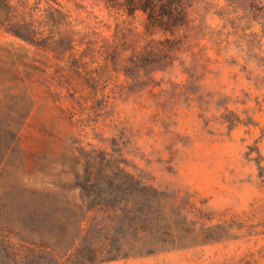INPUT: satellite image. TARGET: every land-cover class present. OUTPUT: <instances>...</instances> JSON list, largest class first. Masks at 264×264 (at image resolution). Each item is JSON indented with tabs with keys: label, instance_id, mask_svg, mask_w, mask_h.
I'll return each mask as SVG.
<instances>
[{
	"label": "rangeland",
	"instance_id": "1",
	"mask_svg": "<svg viewBox=\"0 0 264 264\" xmlns=\"http://www.w3.org/2000/svg\"><path fill=\"white\" fill-rule=\"evenodd\" d=\"M47 2L11 0L12 16L34 21ZM226 3L196 2L202 27L174 65L115 98L111 84L96 94L84 72L0 27V222L23 206L82 205L89 189L108 191L98 206H122L123 169L184 206L171 220L186 245L96 264H264V0L241 4L237 30L222 28Z\"/></svg>",
	"mask_w": 264,
	"mask_h": 264
},
{
	"label": "trees",
	"instance_id": "2",
	"mask_svg": "<svg viewBox=\"0 0 264 264\" xmlns=\"http://www.w3.org/2000/svg\"><path fill=\"white\" fill-rule=\"evenodd\" d=\"M10 1L0 0V10H7L1 28L84 72L96 94L111 84L113 98L147 87L154 73L174 65L192 32L202 27L192 14L199 0H67L73 7L50 0L53 4L47 2L30 22L15 20ZM225 1L219 14L222 28L231 24L237 30L234 13L242 3L256 0ZM22 6L34 15L35 4ZM71 8L79 12L73 14ZM41 28L48 31L46 38H38ZM115 75H123L127 84H118ZM89 164L94 170L97 158ZM121 170L127 178L123 187H116L126 195L120 197L122 206H98L107 201L108 191L89 189L82 194V205L23 206L16 222H0V264H96L184 247L171 220L174 208L181 214L184 206H166L163 194ZM137 186L140 204L132 198Z\"/></svg>",
	"mask_w": 264,
	"mask_h": 264
}]
</instances>
